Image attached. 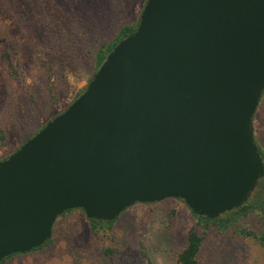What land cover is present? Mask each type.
Segmentation results:
<instances>
[{"label":"water","instance_id":"1","mask_svg":"<svg viewBox=\"0 0 264 264\" xmlns=\"http://www.w3.org/2000/svg\"><path fill=\"white\" fill-rule=\"evenodd\" d=\"M264 0H147L86 89L0 159V261L43 246L81 208L113 221L183 199L218 218L264 177Z\"/></svg>","mask_w":264,"mask_h":264},{"label":"rangeland","instance_id":"2","mask_svg":"<svg viewBox=\"0 0 264 264\" xmlns=\"http://www.w3.org/2000/svg\"><path fill=\"white\" fill-rule=\"evenodd\" d=\"M146 1L0 0V159L86 89L97 71L95 49L123 25L138 24ZM253 130L264 155V92ZM248 202H264V181ZM196 227V214L175 197L135 203L105 229L76 208L57 218L48 243L2 264H179ZM263 233L257 206L229 225L208 226L199 264H264Z\"/></svg>","mask_w":264,"mask_h":264},{"label":"trees","instance_id":"3","mask_svg":"<svg viewBox=\"0 0 264 264\" xmlns=\"http://www.w3.org/2000/svg\"><path fill=\"white\" fill-rule=\"evenodd\" d=\"M137 26H138V24H125V25H123L122 28H120L116 37H114L113 39L107 40L106 42L102 43L100 46H98L95 49L94 65H95L96 69L99 68V66L102 64V62L106 58L107 54L114 48V46L121 39H123L128 34L132 33L134 30H136ZM260 152H261V150H260ZM261 155L264 159L263 152H261ZM262 181H264V177L260 180V182H262ZM256 206L263 208V210H264V202H262L261 204H253L251 202H247L243 206L236 208L234 210L228 211V212L222 214L221 216H219L218 218H209L208 216L199 215V214L194 212L196 214V217H197V226L198 227L193 229L188 234L187 245L180 252L179 257H178L179 264H199L198 254H199L201 244H202V239H203L202 233L205 231V229L208 228V226L220 225V226L224 227L226 225H229V223H233L236 220L238 221L240 219V217H242L244 215H248L249 213H251L256 208ZM114 221L115 220L107 222V221H102V220L91 219L93 226L95 228H100V229H105L108 226H112ZM260 239H261L262 243L264 244V233L261 234ZM36 249H38V248H36ZM36 249H33V250H36ZM107 251L109 252L110 250H107ZM12 256H14V255H12ZM10 257H7V258H4L3 260H1L0 264L5 262Z\"/></svg>","mask_w":264,"mask_h":264}]
</instances>
